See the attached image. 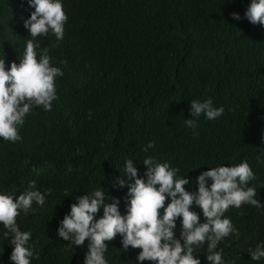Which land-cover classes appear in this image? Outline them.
<instances>
[{
	"label": "trees",
	"instance_id": "obj_1",
	"mask_svg": "<svg viewBox=\"0 0 264 264\" xmlns=\"http://www.w3.org/2000/svg\"><path fill=\"white\" fill-rule=\"evenodd\" d=\"M250 2L93 0L83 17L93 34L72 68L91 71L87 90L76 94L90 101L73 110L65 124L44 132L54 143L57 135L68 144L56 146L47 160L53 144L37 134L27 161H15L6 175L8 161H0V194L18 198L33 180L34 190L45 194L44 206L33 203L34 211L20 220L31 233V264H84L89 241L75 246L59 238L60 221L78 196L101 187L107 200L110 194L119 199L125 213L128 188L119 187L118 178L127 158L144 177L142 161L148 156L189 178L188 191H197L203 170L246 161L256 177L248 186L257 189L262 207H230L240 236L224 238L215 251L241 244V252L264 247V25L245 17ZM206 99L223 107V114L215 120L202 114L195 130L187 127L190 102ZM149 142L155 147L145 152ZM192 210L204 222L202 210L195 205ZM5 232L0 228V264L8 254ZM174 233L180 239V218ZM106 244L107 264H154L138 261L140 249L124 250L119 234ZM194 255L200 264L209 263L206 244ZM251 264H264V257Z\"/></svg>",
	"mask_w": 264,
	"mask_h": 264
},
{
	"label": "clouds",
	"instance_id": "obj_2",
	"mask_svg": "<svg viewBox=\"0 0 264 264\" xmlns=\"http://www.w3.org/2000/svg\"><path fill=\"white\" fill-rule=\"evenodd\" d=\"M92 6L93 0H0V151L6 153L0 161H8L5 175L15 161L21 164L31 157L37 134L53 144L47 160L56 146L68 144L57 135L54 143L52 134L44 132L65 124L73 110L90 101L76 94L87 90L91 71L72 68L93 34L83 18ZM232 16L241 19L238 13ZM245 17L254 25H264V0H251ZM223 112L211 99L192 100V118L185 124L195 130L202 114L215 120ZM153 147L154 142H149L144 151ZM40 155L38 149L36 157ZM142 163L146 165L144 177L127 158L124 174L118 178L119 187L128 188L125 213L120 212L119 199L110 194L112 200H107L101 187L91 195L78 196V202L71 204L70 212L60 221L59 238L75 246L89 241L84 264H107L106 241L114 240L117 234L124 250L129 246L140 249V262L200 264L194 251L205 244L208 264H251L264 257V247L259 245L242 252V244L228 252L215 251L224 238L240 236L232 214L227 212L230 207H262L257 189L248 186L256 177L246 161L203 170L196 178L197 191L186 190L189 178L177 177L179 170L169 163L151 156ZM35 188L33 180L19 190L18 198L11 192L0 194V228L2 233L6 231L8 252L3 264H31L34 253L27 246L31 233L23 231L20 220L34 211L33 203L37 207L45 204V194ZM193 205L202 210L204 222L192 210ZM96 214L102 216L96 219ZM178 218L180 239L174 233Z\"/></svg>",
	"mask_w": 264,
	"mask_h": 264
}]
</instances>
